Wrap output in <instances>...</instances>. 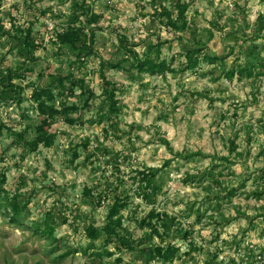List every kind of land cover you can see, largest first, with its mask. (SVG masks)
Wrapping results in <instances>:
<instances>
[{"label":"rangeland","instance_id":"obj_1","mask_svg":"<svg viewBox=\"0 0 264 264\" xmlns=\"http://www.w3.org/2000/svg\"><path fill=\"white\" fill-rule=\"evenodd\" d=\"M185 1L188 25L179 31L160 14L164 7L174 9L171 0H0V76L17 68L23 74L15 80L22 86L16 95L0 85V173L7 175L9 197L1 198L0 264L264 262V196L253 194L264 188V74H225L264 62V30L254 31L264 23V0ZM92 13L98 21H90ZM80 26L86 38L94 29L98 53L78 59L58 35ZM23 36L34 41L37 60L27 59ZM158 36L167 41L161 58L171 69L137 79L127 70H108L120 86L121 108L109 116L100 62L125 56L123 39L137 43L144 56L146 44ZM199 40L224 61L199 56L196 67L183 72L186 49L200 48ZM59 70L90 90L76 86L66 96L69 104L85 106L71 113H83V120L72 124L60 117L54 144L33 150L15 132L36 139L34 88ZM118 196L127 202L119 216L134 249L109 242L104 229ZM13 203L21 206L19 222L11 219ZM153 211L152 226L144 227L142 220ZM35 226H53V237ZM90 226L99 230L96 239ZM147 233L148 251L176 246L172 260L142 253Z\"/></svg>","mask_w":264,"mask_h":264},{"label":"trees","instance_id":"obj_2","mask_svg":"<svg viewBox=\"0 0 264 264\" xmlns=\"http://www.w3.org/2000/svg\"><path fill=\"white\" fill-rule=\"evenodd\" d=\"M174 9H169L167 7H164L162 9V12L160 13L162 16H165L167 19V23L176 30L183 31L187 28L188 21H187V12L189 9V4L185 0H171ZM79 2H76V4ZM80 5V4H78ZM177 17H175V14ZM98 21L99 16L97 14L92 13L90 21ZM255 32L258 34L264 30V23H261L260 25H256ZM85 31V28L80 26L79 28H73L70 32H64L59 34V39L63 41L64 43H67L70 46V49L73 51L74 55L77 56L78 59H80L82 56H90L93 54H97L98 50L95 45V39L96 34L93 29L90 38H86L83 36ZM254 34L246 35L245 37H254ZM19 37V36H18ZM21 41V47L22 50L26 52L27 59L31 60H37V57L34 54L35 50V43L34 41H31L29 36H23L20 37ZM167 41L162 40L159 36L156 37L155 41L152 43H148L147 49L148 52L142 56L135 48V46H138L137 43H132L127 39L121 40V47L124 49L125 56H122L120 59H102L100 62V77L102 79V85L103 90L105 94L104 103L108 106L106 113L109 116H113L120 112L121 108L119 106V98L117 96V91L120 89V86L118 85V82L111 80L107 72L110 69H123L127 70L129 73V77L132 79L139 78V75L142 73H148L151 75H157V74H165L167 71H169L170 64L166 59L161 58L162 53V47ZM200 46V48H188L186 49V55H187V63L183 65L182 71L186 72L189 69H193L198 64V58L199 56L203 57L202 59H205L211 63L218 62V61H224V56L213 54L210 50L209 45L202 42L201 40L197 43ZM194 53H197V55H194ZM128 62L129 66H125L124 63ZM223 69H226V66L223 67ZM2 75L0 76V85L3 86L5 91H10L13 93V95L18 94L22 86L17 84L15 82L16 79L23 78L20 72V68H17L16 70L13 69H7L4 71H1ZM44 72L41 73V76H43ZM229 79H233L236 75L248 76L253 77L260 74H264V62H261L258 67L254 62H249L246 66L235 68L231 67L229 70H226L225 73ZM80 86L83 91L90 92L88 86L84 84V80L77 79L75 76H73L70 73H63L61 70L55 71L51 75V81L48 82L43 87H35L33 91V97L38 102V111H39V124L36 127L37 131V137L34 141H28L26 140L25 133L22 134V132H15V134L18 136V141L25 143L27 146H29L31 149L35 150L38 148L40 144H43L44 146L50 147L55 142L56 133L53 131V126L60 121V117H64L65 121L69 123H76L83 120V113H80L78 117L71 116V113L74 111H81L83 110L85 106L81 107L77 104H69L67 101V93L71 90L74 91V87ZM69 90V91H68ZM61 97V101L59 105L57 104V98ZM15 97V96H11ZM89 104V100L86 102L85 105ZM163 143L166 144L169 150L174 152V148L171 145V143L168 140H163ZM231 150L233 151L236 147V144L233 140H231ZM178 155L182 157H191V156H207L203 152H196L189 154V156H186L182 152H178ZM77 156V154H75ZM220 159H228V156H222ZM166 164H169L167 162ZM160 169L157 168L156 171L151 175L152 177L156 176V172ZM8 181L7 175L5 172L0 173V207L2 205V202L6 200L2 199V197L9 198L7 196V190H6V183ZM91 192L90 190L88 193ZM253 194L256 196H264V188L257 187V190L253 191ZM10 211L12 212L11 219L14 221L19 222L20 221V212H21V206L19 203H13L10 204ZM127 206V202L124 200H121L120 196H118L113 204V206L110 209L109 212V220L108 223L104 226L105 232L108 236L109 242H120L122 244H125L127 246H130V235H128L127 228L123 224L122 217L119 216L121 208H124ZM155 211L151 212L149 216L142 220V224L144 227L151 225L152 222L150 221L153 216H155ZM90 237L93 239H96L98 237L99 230L94 227L90 226L89 228ZM35 230L38 233H42L43 235H48L50 238L53 237L55 228L53 226H47L45 228H41V226H35ZM156 232L159 230L157 228H154ZM151 234L147 233L141 240L140 243L142 245V253L148 256L152 257H160L165 261H170L173 259V257L176 255L177 251L176 246L170 245L168 247L163 246H157L152 251H148V247L145 246V244L149 241ZM58 246L62 245L61 239L56 240ZM132 249H134L135 246H130ZM107 253H110L109 251H105ZM71 252L67 251L66 255H69ZM98 257H102V253L97 254ZM259 264H264V262H260Z\"/></svg>","mask_w":264,"mask_h":264}]
</instances>
